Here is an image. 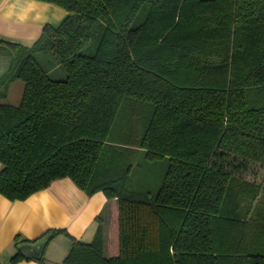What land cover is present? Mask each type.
Masks as SVG:
<instances>
[{"label": "trees", "instance_id": "1", "mask_svg": "<svg viewBox=\"0 0 264 264\" xmlns=\"http://www.w3.org/2000/svg\"><path fill=\"white\" fill-rule=\"evenodd\" d=\"M43 1L65 9L59 25L28 46L0 39L14 53L0 193L24 200L70 177L115 200V229L106 251L100 217L90 242L50 229L17 247L63 233L64 264H264V0ZM16 80L19 104L4 103ZM165 157L153 194L134 171Z\"/></svg>", "mask_w": 264, "mask_h": 264}, {"label": "crops", "instance_id": "2", "mask_svg": "<svg viewBox=\"0 0 264 264\" xmlns=\"http://www.w3.org/2000/svg\"><path fill=\"white\" fill-rule=\"evenodd\" d=\"M66 15L65 9L43 0H0V39L31 45L45 24L57 26ZM13 55L10 46L0 43V78L10 68ZM18 82L11 84L5 99L10 98L13 87H23ZM18 99L16 96L7 103L18 105ZM99 217L106 251L115 229L116 202L107 199L101 191L88 195L70 177H63L24 200H10L0 193V264H11V258L18 252L22 243L17 247L16 235L33 240L50 229H65L75 239L90 242L96 234ZM71 245L70 237L56 234L43 250L44 263L24 256L25 259L15 264H64Z\"/></svg>", "mask_w": 264, "mask_h": 264}, {"label": "rangeland", "instance_id": "3", "mask_svg": "<svg viewBox=\"0 0 264 264\" xmlns=\"http://www.w3.org/2000/svg\"><path fill=\"white\" fill-rule=\"evenodd\" d=\"M35 58L40 63V65L49 73L52 78L55 79H64L65 72L60 66L56 57L50 53L44 54L42 52L36 53ZM18 83L23 85L22 88L17 89V87H13L15 89L12 94H10L9 99H4L3 102L7 103V101H12L16 96H18V102H20L23 94L24 84L21 80ZM19 85V84H18ZM19 104V103H18ZM141 166L136 167L134 171V179L138 181L139 184H143L147 187V190L151 193H155L161 184L162 178L166 172V169L169 164V160L167 157L157 160H149L146 161L141 158Z\"/></svg>", "mask_w": 264, "mask_h": 264}, {"label": "water", "instance_id": "4", "mask_svg": "<svg viewBox=\"0 0 264 264\" xmlns=\"http://www.w3.org/2000/svg\"><path fill=\"white\" fill-rule=\"evenodd\" d=\"M49 236L37 240L35 242H26L19 245V251L23 254V256L29 258V257H35L39 258L42 256L43 250L49 241Z\"/></svg>", "mask_w": 264, "mask_h": 264}]
</instances>
